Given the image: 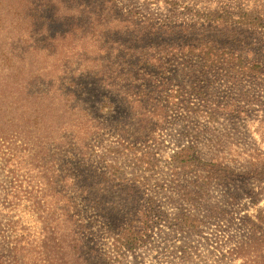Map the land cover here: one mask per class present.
<instances>
[{
	"label": "trees",
	"instance_id": "16d2710c",
	"mask_svg": "<svg viewBox=\"0 0 264 264\" xmlns=\"http://www.w3.org/2000/svg\"><path fill=\"white\" fill-rule=\"evenodd\" d=\"M133 22V27H114L100 35L93 46L97 59L68 69L59 80L62 106L58 110L67 131L51 130L45 137L61 134L66 139L53 147L45 142L43 156H36L35 166L40 167H29L31 161L14 146L16 142L0 135V157L11 154L13 168L8 172L14 176L12 187L16 189L0 206L7 209V213L0 212V264H110L111 258L106 262L98 248L104 238L113 239L115 251L122 256L144 246L162 221L171 228L199 233L206 217H231L223 205L211 202L212 189L233 185L243 175L264 178L262 152L250 154L238 170L237 150L217 146L213 129L202 134L189 131L190 142L173 154L168 173L160 181L152 185L145 173L139 174L145 157L155 158V153L150 146L137 147L133 135L128 134L127 140L124 137L130 121L125 112L136 101L145 124L156 118L158 130H166L177 119L195 124L203 117L213 125L220 119L217 93L211 98L213 84L217 79L234 84L261 80L264 58L254 56L252 64L244 65L249 72L239 66L229 69L221 55L219 60L211 58L217 56V40H184L187 28L183 23ZM172 34L178 38H170ZM191 47L199 53L196 61L188 58ZM73 54L76 58V52ZM142 96L144 100H135ZM242 101L220 102L218 107H230L240 115L248 111ZM195 112L199 120L193 117ZM1 118L0 126L8 127ZM204 133L212 138L201 146L198 142ZM115 135L116 141L102 146ZM125 141L127 147L118 145ZM119 153L130 157L129 161L122 162ZM103 184L122 197L113 208L106 209L96 194V186ZM248 195L257 209L260 193L251 189ZM239 200L238 193H230L227 202ZM169 206L176 212L166 221ZM202 208L207 214L202 215ZM20 209L37 219L43 232L39 243L31 235L27 244L25 234L15 237L19 222L14 217ZM68 221L70 230H66ZM243 225L244 237L222 258L233 260L238 253L245 258L244 264H264V209L246 215Z\"/></svg>",
	"mask_w": 264,
	"mask_h": 264
},
{
	"label": "rangeland",
	"instance_id": "374dc122",
	"mask_svg": "<svg viewBox=\"0 0 264 264\" xmlns=\"http://www.w3.org/2000/svg\"><path fill=\"white\" fill-rule=\"evenodd\" d=\"M150 19L183 23L187 28L183 32L184 40L194 43L217 40V56L211 58L219 60L221 55L229 69L239 66L249 72L244 65L252 64L249 62L254 56L264 58V0H0V117L1 122L8 123V127L0 126V135L16 142L14 146L31 161L29 167H40V164L35 166L36 156H43L46 141L53 147L66 139L61 134L45 137L51 130L66 129L62 126L64 117L58 110L62 106L59 80L66 77L65 72L83 67L85 61L97 59L93 46L100 35L114 27H133V20ZM82 26L88 27L83 29ZM170 38L178 37L172 34ZM73 52H76V58H73ZM187 53L191 55L188 58L195 61L199 55L193 47ZM213 85L216 88L211 98L216 92L220 116L213 125L203 117L199 120V114L195 112L193 117L199 120L195 124L177 119L166 130H158L156 118L150 125L145 124L139 101L125 112L130 120L129 130L124 135L126 140L131 134L132 140L138 142L137 147L150 146L155 153V158L145 157L147 161L140 165L139 172L145 173L152 185L167 175L168 162L179 147L190 142L189 131L202 134L206 129H213L217 134V146L222 144L237 150L238 170L253 152L264 155V78L241 84L217 79ZM236 99L243 100L240 103L247 112L238 115L230 107H218L220 102L226 104ZM211 138L210 133H204L198 143L204 146ZM116 139V135L111 136L102 146ZM123 144L118 145L128 146L127 141ZM119 157L122 162H128L130 158H123L122 154ZM11 158V154L0 157V206L2 200L16 190L12 187L14 176L8 172L13 168ZM149 160L154 161L149 163ZM251 189L261 195L257 209L248 195ZM212 190L211 202L223 205L231 217L224 220L206 217L199 233H190L180 226V229L171 228L162 221L144 246L122 256L115 251L113 239L106 237L98 246L101 256L106 262L111 258L110 264H244L245 258L237 256L238 253L233 260L223 259L222 255L236 248L244 237L246 215L264 209V178L258 180L255 176L243 175L233 185H217ZM95 191L106 209L115 207L122 198L104 184L97 185ZM230 193H238V203L227 202ZM19 207L23 209L24 205ZM169 207L165 209L166 221L176 212ZM21 209L14 217L19 222L15 237L25 234L27 244L31 235L39 243L43 232L37 219ZM202 209V215L207 214L205 208ZM0 212L7 213V209H0ZM69 224L68 221L66 230H70Z\"/></svg>",
	"mask_w": 264,
	"mask_h": 264
}]
</instances>
